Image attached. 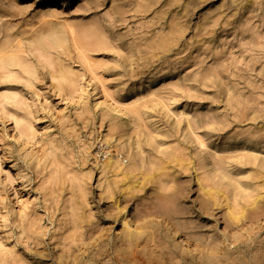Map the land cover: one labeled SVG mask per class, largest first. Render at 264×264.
I'll list each match as a JSON object with an SVG mask.
<instances>
[{
	"label": "rangeland",
	"instance_id": "374dc122",
	"mask_svg": "<svg viewBox=\"0 0 264 264\" xmlns=\"http://www.w3.org/2000/svg\"><path fill=\"white\" fill-rule=\"evenodd\" d=\"M47 1L0 0V52L40 29L58 0ZM60 1L103 42L90 65L24 46L22 67H0V264H120L96 238L118 233L107 231L116 219L162 218L178 199L182 224L206 239L231 244L255 228L262 248L264 219L233 224L223 200L205 211L199 182L264 204V0ZM108 135L134 158L125 177L102 172Z\"/></svg>",
	"mask_w": 264,
	"mask_h": 264
},
{
	"label": "bare ground",
	"instance_id": "6f19581e",
	"mask_svg": "<svg viewBox=\"0 0 264 264\" xmlns=\"http://www.w3.org/2000/svg\"><path fill=\"white\" fill-rule=\"evenodd\" d=\"M55 2L56 5L47 4L40 11L41 15L36 24L40 26V29L31 31L32 35L29 38L24 40L19 38L16 46H13L12 43L3 46L0 52V67L2 69L10 70L24 65V60L20 56L24 46L35 48V50L44 53L50 49L68 55L77 51L81 59L90 65L89 49L100 47L103 42L101 34L95 28L73 26L68 19L63 17L64 14L60 13V9L57 7L63 2L60 0ZM65 5L63 3L60 6L64 7ZM10 9H14L13 6ZM58 61L62 62L60 58ZM69 73L68 68L66 71L60 69L61 81L72 83ZM30 76L33 77L32 74ZM103 87L101 86L103 94L106 95L107 91ZM138 97L137 94L134 97L135 100L123 106L126 112L130 114L137 112ZM186 119L190 123L189 118ZM102 143L109 148L104 155L102 172L105 175L122 174L124 177L126 174L132 173L134 158L129 154L123 142L117 140L114 135H108L105 136ZM150 179L154 180L153 177ZM199 190L204 192L207 197V201L202 203V208L205 211H210L212 207L217 206L216 201L223 200L227 208V218L233 224L249 221V225L253 226L260 224L264 219V204L257 200L240 205L236 198L232 202L226 193L220 190L216 191L214 188H204L201 182H199ZM177 201L179 204L172 208L160 207L162 218L154 217L150 220L144 218L136 223L129 222L128 218L116 219V222H112L107 227V231L112 233L115 227L120 228V231L113 235H105L106 238L97 237L96 239L101 240L102 243H113L112 250L120 257V264H264V241L260 243L263 245L262 248L255 250L251 247L256 238L255 235L260 230L246 229L239 234H244L240 240H236L237 237L229 238L235 240L231 244L206 239L199 233V230L202 229L200 226L194 225L195 228H192L193 224L191 223H186L185 226L182 224L180 215L186 214L187 210L181 199ZM189 230L195 231L196 239L194 241L187 240L188 237L184 231ZM244 244H247L248 255L240 259L236 248Z\"/></svg>",
	"mask_w": 264,
	"mask_h": 264
},
{
	"label": "snow or ice",
	"instance_id": "6c2138e0",
	"mask_svg": "<svg viewBox=\"0 0 264 264\" xmlns=\"http://www.w3.org/2000/svg\"><path fill=\"white\" fill-rule=\"evenodd\" d=\"M29 2H35V0H29Z\"/></svg>",
	"mask_w": 264,
	"mask_h": 264
}]
</instances>
